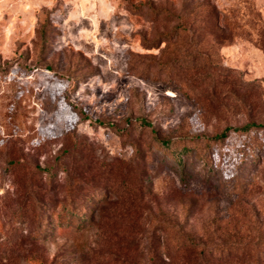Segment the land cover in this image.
Instances as JSON below:
<instances>
[{
  "label": "rangeland",
  "instance_id": "374dc122",
  "mask_svg": "<svg viewBox=\"0 0 264 264\" xmlns=\"http://www.w3.org/2000/svg\"><path fill=\"white\" fill-rule=\"evenodd\" d=\"M248 123L264 0H0V264H190L157 242L255 241Z\"/></svg>",
  "mask_w": 264,
  "mask_h": 264
},
{
  "label": "trees",
  "instance_id": "16d2710c",
  "mask_svg": "<svg viewBox=\"0 0 264 264\" xmlns=\"http://www.w3.org/2000/svg\"><path fill=\"white\" fill-rule=\"evenodd\" d=\"M264 124L257 125L253 123L245 124L241 130H251L256 129L257 127L263 126ZM225 135L221 133L218 138L221 140ZM185 150L184 148L180 149V152ZM180 156V155H178ZM177 164L181 168V171H184V163L178 157ZM207 169L214 171V166L211 161L209 165L206 166ZM70 212V211H69ZM71 214V212H70ZM161 238H163L161 236ZM159 243L164 240H159ZM255 241H236V242H227L219 243L212 245L211 247L201 246V248L193 243L192 241L188 244L183 243L177 245L174 249L169 248L168 245H163L153 250L154 255L157 256L159 260H162V256L166 255L169 259L173 260V254L182 253L186 254L189 259L187 260L190 264H264V234L259 233Z\"/></svg>",
  "mask_w": 264,
  "mask_h": 264
}]
</instances>
